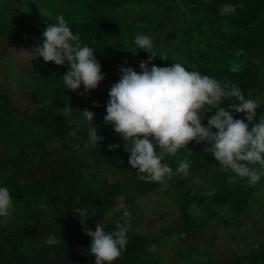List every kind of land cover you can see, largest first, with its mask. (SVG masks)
I'll return each mask as SVG.
<instances>
[{"label": "rangeland", "instance_id": "rangeland-1", "mask_svg": "<svg viewBox=\"0 0 264 264\" xmlns=\"http://www.w3.org/2000/svg\"><path fill=\"white\" fill-rule=\"evenodd\" d=\"M114 14L125 18L130 31L121 28L117 36L108 39V44L117 49L126 46L122 49L123 54L131 56L129 48L134 37L149 35L154 42L153 52L158 56L151 64L157 67L180 62L186 70L215 68L213 58L217 57L219 43L225 42L229 48V43L236 39L245 41L250 34L245 30L236 34L238 30L234 25L226 23L222 29L224 35L220 36L210 29V21L217 14L191 7L173 14L167 8L158 7L154 0L126 5L115 10ZM57 15H63L69 23L89 21L85 13L68 8L67 0H0V184L13 175L22 182L38 176L48 178L51 171L61 170L65 160L73 155L81 179L73 192L74 198L57 200L56 209L62 208L67 216L75 219L85 207L82 203L84 196L90 212L86 224L96 227L101 222L109 232L115 230L117 221L124 224L129 239L139 251L142 264H225L260 251L264 242V177L256 184L252 197L238 193L235 203H241V211L235 215L232 209L234 199L225 204L219 199L214 202L215 194L224 195L214 176L224 171L218 161L204 151L206 144L192 141L187 146L192 153L181 150L173 156L166 155L164 160L175 170L180 160L187 159L190 163L187 176H173L166 186L140 180L137 171L128 163L129 153L123 148L122 138L103 121L109 89L118 82L120 73L112 75L110 81L104 74L105 79L97 89L83 94V86L79 91L61 88L63 82L60 78L67 71L66 65L57 66L29 54L37 43H42L46 22H55ZM20 22L38 31L33 40L16 38L15 27ZM191 24L202 25L200 28L194 25L192 33L207 46L204 51L208 54L197 55L189 62L185 56L173 52L183 45L182 31ZM254 26L262 40L248 59L260 70L259 84L245 95L264 102V15ZM236 50L234 47V52L226 56L225 64L239 70L243 67L244 55L241 49ZM136 54L139 59L130 67L139 72L138 63L144 59L140 58L142 53ZM98 61L102 64L101 60ZM35 91L42 101L34 100ZM93 102L99 107H93ZM66 104L73 110L70 118L63 119L58 109H63ZM83 109L95 113L93 123L104 137L95 148L87 142L85 123L78 111ZM256 111L258 122L259 116L264 114V107ZM233 116L234 119L244 118L242 113H233ZM70 129L77 130L75 137L69 134ZM22 135L27 141L25 147L30 148L41 140L39 151H45L39 156L46 159L44 162L37 161L29 166L17 163L18 158L28 156L25 154L28 152L24 153L18 147ZM109 144H118L120 148L109 151ZM146 183L149 186L145 189ZM194 196H199L201 202H189ZM205 197L211 198L206 200ZM13 205L9 216L0 217V225L4 228L14 218L16 205ZM185 207H188V214L183 216ZM125 210L130 214L127 217L123 216ZM181 222H185L186 227L180 228ZM40 232H44L41 226ZM71 232L72 237H81L84 233L82 228L75 227ZM187 232L194 234L187 236ZM62 238L72 239L66 232ZM54 264L79 262L60 259Z\"/></svg>", "mask_w": 264, "mask_h": 264}, {"label": "clouds", "instance_id": "clouds-1", "mask_svg": "<svg viewBox=\"0 0 264 264\" xmlns=\"http://www.w3.org/2000/svg\"><path fill=\"white\" fill-rule=\"evenodd\" d=\"M236 9V4L224 3L219 15H232ZM46 25L42 43H37L29 54L57 66L66 65L67 71L60 80L67 90L79 91L83 86V94H88L97 89L105 75L93 47L82 43L80 34L71 30L63 15ZM133 45V54L138 50L150 54L148 61L140 62L139 72L123 65L119 68V80L108 92L103 121L122 138L123 148L129 153L128 163L138 178L166 186L173 176H187V159L180 160L175 170L164 160L166 155L173 156L181 150L192 153L187 146L195 141L207 145L204 151L229 174V182L244 179L251 186L260 182L264 177V114L257 122L256 110L264 107V102L247 98L234 82L222 83L198 70H186L180 62L167 67L151 64L158 56L149 35L137 34ZM225 101L229 103L225 105ZM92 106L99 107L96 102ZM213 109L215 114L210 115L205 126L202 121ZM72 110L66 104L58 109V114L67 119ZM78 111L85 123L88 145L95 148L104 140L93 123L95 113L88 109ZM233 113H242L244 118L234 119ZM69 134L75 137L77 130L70 129ZM119 148L118 144L108 145L109 151ZM13 206L10 189L0 185V217L9 216ZM80 214L89 216L87 209L80 210ZM129 215L126 210L123 212V216ZM86 220L80 221L84 234L91 239L89 251L95 264H114L129 242L127 227L117 221L115 230L107 232L100 222L93 231ZM61 239L62 234L58 237L49 233L44 243L56 246Z\"/></svg>", "mask_w": 264, "mask_h": 264}, {"label": "trees", "instance_id": "trees-1", "mask_svg": "<svg viewBox=\"0 0 264 264\" xmlns=\"http://www.w3.org/2000/svg\"><path fill=\"white\" fill-rule=\"evenodd\" d=\"M154 1L158 7L167 8L173 14L176 11H181L185 7H191L196 11L201 9L204 12L206 11V13L217 14L214 17L215 19L210 21V29L217 32L220 36L224 35L222 29L226 23L234 25V28L238 30L236 34L243 30L250 32L245 41L236 39L229 43L231 45L229 48H226L227 43H219L216 50L217 57L215 56L213 58L214 64L217 67H208L200 72L214 77L222 83L234 82L241 86L244 93H249V91H252L253 88L258 86L260 70L252 65L248 57L257 50L258 44L262 40L260 32L256 31L254 24L258 23L262 15H264V0H209L208 3H204L203 0ZM140 2L142 0H67L68 8H75V11L85 13L87 16L88 22L81 24L71 22L69 26L74 33L80 34L83 44H88L93 47L96 52L94 53L96 59L102 61V72L106 75L108 81L111 80L112 75L119 73V68L122 65L124 67H130L133 62L136 63L137 59H139L137 54L132 53L134 51V45H131L129 48L131 50V56H129L123 54L122 49L126 46L122 45L117 49L108 44V39L117 36L121 32V28L123 29L125 27L130 31V24L123 16L114 14V11L126 5H135ZM224 3L236 4V12L227 16L219 15L220 6ZM194 25L196 24H191L184 28L182 31L183 45L178 46L176 51L173 52L174 54L178 52L179 55L185 56L189 62L197 55L208 54L204 51V48H207V46L203 45V41H198L192 33ZM200 26L202 25L198 24L197 28H200ZM217 27L219 30L216 29ZM15 31H17L16 38L26 41L33 40L38 34L37 30L32 29L22 22L16 25ZM234 47L237 50L238 48L241 49L244 55L242 57L243 67L239 70L232 69L225 64L226 56L234 52ZM168 51L170 50H166V52ZM138 52L142 53L140 58H143V61H148L150 54L143 50H138ZM125 61H127V64L124 63ZM51 63L54 64L53 62ZM61 88L66 90L64 85ZM33 95L35 96L34 100L42 101V97L37 91ZM108 100L105 102V105ZM228 103L225 101V105ZM214 114L215 110L213 109L211 113L206 115L202 123L206 126L207 119L210 118V115ZM26 142L25 137L22 135L18 147L24 153L28 152L25 153L28 156L23 159L18 158L17 163L22 166H29L37 161L44 162L46 159L43 156H39V154H42L40 152L45 151H39L41 149V140H37L30 148L25 147ZM29 151L31 152L29 153ZM6 158L5 155V160ZM49 176L45 179L40 178V176L33 177L27 182H22L13 175L0 184L10 189L13 203L16 205L14 218L8 227L4 228L0 225V264H54L56 262L59 263L60 259L77 260L79 264H95V257L89 251L91 244L90 237L84 233L81 237H72L71 232L74 227L75 229L81 230L80 220H88L89 216L79 214L76 215L77 217L75 219H71L63 212L62 208L56 209L57 200L64 197L74 198L75 194L73 192L78 188V182L81 179V171L78 170L73 155L65 160L61 170L56 172L51 171ZM228 176L229 174L225 172L217 173L214 176V181L216 184H219L224 192V195L215 194L213 196L214 202L219 199L221 204H225L227 200L232 202L234 199L232 209L235 215H239L241 203L236 204L235 198L239 197V192L240 194L245 193L252 197L257 185H247L244 179L229 182ZM148 186V183H146L145 189ZM83 198L84 196H82V203L85 205L84 209L88 210L86 206L87 202ZM210 198L205 197L206 200ZM195 201L201 202L200 197H191V201L189 202ZM187 214L188 207H185L183 216ZM183 223L181 222L178 226L180 228L182 226L186 227V223ZM40 226L44 232L38 233ZM87 226L95 231V226ZM104 230L109 232L106 229ZM65 232L67 235L70 234L71 240L62 238L61 243L56 246H48L44 243L49 233L59 237ZM191 234H194V232H191ZM191 234L187 232L186 235L191 236ZM245 262L264 264V242L261 245L260 251L251 254L247 258L241 257L236 260H229L225 264H243ZM142 263L143 260L139 257V251L136 250V247L133 246L130 239L122 255L114 262V264Z\"/></svg>", "mask_w": 264, "mask_h": 264}]
</instances>
